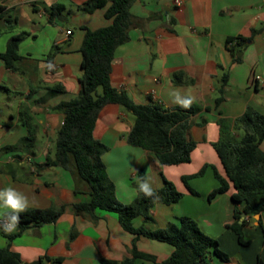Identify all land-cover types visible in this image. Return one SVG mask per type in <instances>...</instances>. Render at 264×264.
Listing matches in <instances>:
<instances>
[{"label": "crops", "instance_id": "1", "mask_svg": "<svg viewBox=\"0 0 264 264\" xmlns=\"http://www.w3.org/2000/svg\"><path fill=\"white\" fill-rule=\"evenodd\" d=\"M85 1L0 0V54L11 37L20 36L14 69L6 68L0 57V189L13 187L23 193L28 208L63 207L54 222L29 226L8 243L9 249L19 254L20 264L35 260L51 264L47 258L55 257L62 258L59 264H103L100 258L121 261L130 254L133 236L122 230L115 212L97 208L95 221L74 213V203L88 202L91 197L72 162L69 168L41 165L54 153L64 117L54 107L74 98L79 90L83 27L95 30L111 23L104 14L108 3L85 12L78 8ZM54 4L64 8L60 17L50 21ZM129 12L133 24L128 39L114 50L111 85L139 104L174 108L181 105L179 101L191 98V105L200 110L190 116L187 134L195 141L190 160L162 165L149 150L127 142L131 112L115 103L101 109L93 136L107 146L101 160L114 183L116 199L129 203L139 183L147 181L157 191L163 187V179L169 180L182 193L181 198L171 204L155 202L147 218L132 220L134 226L152 230L177 223L179 216L186 215L227 254V260L210 256V264H256L258 260L264 264V211L257 219L245 217L241 232L248 243L241 244L230 228L233 207L243 206L231 200L232 185L208 199V193L218 185L213 167L225 176L213 147L220 135L217 120L227 119L233 125L232 134L239 138L242 130L235 120L247 107L264 114V0H180L179 4L174 0H135ZM252 29L257 32L242 49L241 62L234 63L225 38L248 37ZM224 74L226 82L220 91ZM54 85L63 91L49 93L48 88ZM23 110L36 125L31 132L23 123ZM259 148L264 151V139ZM188 175L185 184L182 177ZM2 216L5 210L0 209ZM72 227L75 236L69 239ZM135 243L156 261L172 252L169 244L143 236ZM6 246L0 228V248ZM133 264L155 262L136 260Z\"/></svg>", "mask_w": 264, "mask_h": 264}, {"label": "trees", "instance_id": "2", "mask_svg": "<svg viewBox=\"0 0 264 264\" xmlns=\"http://www.w3.org/2000/svg\"><path fill=\"white\" fill-rule=\"evenodd\" d=\"M135 0H86L78 6L85 12L108 6L105 17L111 19L107 26L89 30L83 27L84 34L80 45L82 74L78 79L77 95L57 104L54 109L64 114L62 124L54 141V153L47 155L42 166H61L69 168V163L78 176L88 185L90 200L73 204L75 214H85L93 221L97 219L95 209L112 211L117 214L122 230L131 234L132 242L129 256L121 261L100 258L103 264H133L136 260H146L155 264H210L212 255L227 260V254L218 248L217 240L205 234L197 223L189 216L183 215L176 222L166 226L148 229L144 225L134 226L135 217L147 218V212L155 202L171 204L177 202L182 193L175 189L173 183L163 179V187L154 190V196H145L137 187L135 198L129 203H121L115 197L114 183L107 176L101 155L107 146L93 136V127L101 109L109 103L121 105L133 115L132 126L126 136L130 145L149 150L162 165L188 162L190 152L195 146L187 132L190 116L200 110L197 105L185 108L178 105L174 108H162L159 105H145L134 102L123 90L113 87L110 83L111 61L115 48L128 39V30L133 24L129 7ZM60 4L51 6L48 19L60 17L63 10ZM3 8L0 6V16ZM257 30L252 29L248 37L242 35L228 36L224 45L234 63L241 62L242 49L252 40ZM20 36L11 37L6 49L0 57L6 68L14 69V62L19 58L16 50ZM226 82V74L221 79V90ZM101 89L98 92V89ZM49 93L62 92L60 85L48 88ZM221 99L219 96L216 102ZM23 123L29 131L36 128L31 117L24 110L21 112ZM219 139L213 147L223 165L225 176L213 167L218 185L208 193V199L215 194L227 191L229 184L233 187L231 200L242 202L243 206L233 207L231 230L236 234L237 241L247 244L242 237V228L246 218L264 211V151L259 148L264 139V114L250 106L245 109L235 123L242 130L236 138L232 134L233 125L225 118L217 120ZM26 140V139H25ZM8 147V148H12ZM201 173V171L199 172ZM191 176H183L186 181ZM191 193L196 191L188 186ZM60 208H27L20 213V221L14 233L3 231L7 246L0 248V264H20L17 252L9 249L8 243L29 226H39L46 222H54L61 215ZM245 213L242 218L241 213ZM259 222V220H258ZM3 230V229H2ZM75 236L74 227L69 232V239ZM139 236L169 244L170 255L160 261L155 256L138 249L135 241ZM51 264H59L61 257L47 258ZM256 264H262L260 260Z\"/></svg>", "mask_w": 264, "mask_h": 264}, {"label": "clouds", "instance_id": "3", "mask_svg": "<svg viewBox=\"0 0 264 264\" xmlns=\"http://www.w3.org/2000/svg\"><path fill=\"white\" fill-rule=\"evenodd\" d=\"M179 103L183 107L187 108L191 105L192 99L187 98L182 101H179ZM139 190L145 196H154V190L151 187L150 183L147 181L139 183ZM28 207V197L25 196L23 193L17 191L13 187L0 189V209L5 210V216L7 220L6 223L0 225L3 231L6 233H12L13 231H15L20 221V213L25 212Z\"/></svg>", "mask_w": 264, "mask_h": 264}, {"label": "built area", "instance_id": "4", "mask_svg": "<svg viewBox=\"0 0 264 264\" xmlns=\"http://www.w3.org/2000/svg\"><path fill=\"white\" fill-rule=\"evenodd\" d=\"M175 4H179L180 3V0H174ZM70 31L67 30L66 33L68 34ZM255 79H258L259 76L258 75H255L254 76ZM7 220H6V216H2L0 217V225H2L3 223H6ZM2 229V227H0ZM44 264H48V263H44Z\"/></svg>", "mask_w": 264, "mask_h": 264}, {"label": "water", "instance_id": "5", "mask_svg": "<svg viewBox=\"0 0 264 264\" xmlns=\"http://www.w3.org/2000/svg\"><path fill=\"white\" fill-rule=\"evenodd\" d=\"M245 216V213H241V217H244ZM254 218L257 219L258 218V214H255L254 215ZM22 264H40V262L38 260H35V261H31V262H28V263H22Z\"/></svg>", "mask_w": 264, "mask_h": 264}]
</instances>
